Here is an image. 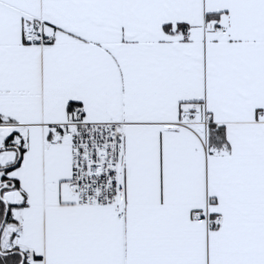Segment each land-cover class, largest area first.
Listing matches in <instances>:
<instances>
[{"label": "snow or ice", "instance_id": "obj_1", "mask_svg": "<svg viewBox=\"0 0 264 264\" xmlns=\"http://www.w3.org/2000/svg\"><path fill=\"white\" fill-rule=\"evenodd\" d=\"M0 264H264V0H0Z\"/></svg>", "mask_w": 264, "mask_h": 264}]
</instances>
